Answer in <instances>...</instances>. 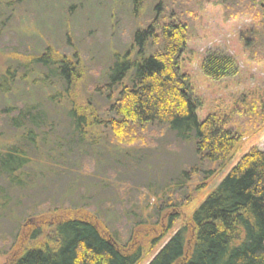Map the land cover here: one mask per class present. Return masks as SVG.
Segmentation results:
<instances>
[{
	"label": "rangeland",
	"instance_id": "obj_1",
	"mask_svg": "<svg viewBox=\"0 0 264 264\" xmlns=\"http://www.w3.org/2000/svg\"><path fill=\"white\" fill-rule=\"evenodd\" d=\"M155 23L185 29L181 70L202 102L199 121L217 117L238 138L229 161H201L194 142L165 125H131L120 136L107 126L111 71L138 58L135 33ZM258 30L264 0H0V159L17 151L27 163L12 177L0 173V264L56 246L62 218L94 222L127 254L141 250L138 264L184 228L191 247L196 210L247 153L264 152V44L244 46ZM208 52L232 57L238 73L208 77ZM43 56L54 68L37 63ZM60 62L76 69L70 84ZM71 109L87 120L82 133ZM29 111L47 120L40 130L27 123Z\"/></svg>",
	"mask_w": 264,
	"mask_h": 264
},
{
	"label": "trees",
	"instance_id": "obj_2",
	"mask_svg": "<svg viewBox=\"0 0 264 264\" xmlns=\"http://www.w3.org/2000/svg\"><path fill=\"white\" fill-rule=\"evenodd\" d=\"M158 42L160 48L148 54V45ZM135 43L138 58L130 61L125 57L109 76V90L117 91L110 108L113 118L107 126L120 136L131 125H165L182 141L194 142L201 161L222 164L232 159L238 145L233 131L217 117L209 116L203 122L198 119L202 102L181 70V59L187 50L185 29L177 24L158 28L155 23L137 31ZM262 44L264 33L259 30L251 31L244 42L248 50ZM37 63L50 70L57 62L43 56ZM60 63L65 64L60 67V76L70 84L76 69ZM203 71L221 80L236 75L238 67L232 57L208 52ZM41 116L36 119L29 111L25 118L30 127L40 130L47 123ZM69 116L75 130L82 133L87 120L74 109ZM14 126L20 129L24 124ZM29 134L34 135L29 141L35 145L36 134L31 130ZM16 152L0 159V173L6 177L27 164ZM190 223L196 230L193 245L188 248L184 228L149 264H264V152L247 153L196 210ZM54 225L56 246L29 249L13 264H138L142 259L141 250L129 254L121 251L117 241L109 239L92 221L62 218ZM38 236L39 232L32 239Z\"/></svg>",
	"mask_w": 264,
	"mask_h": 264
}]
</instances>
